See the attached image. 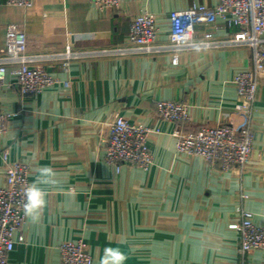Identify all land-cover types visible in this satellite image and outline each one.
I'll list each match as a JSON object with an SVG mask.
<instances>
[{
    "label": "crops",
    "instance_id": "0c3cea01",
    "mask_svg": "<svg viewBox=\"0 0 264 264\" xmlns=\"http://www.w3.org/2000/svg\"><path fill=\"white\" fill-rule=\"evenodd\" d=\"M219 0H124L99 8L91 0H34L32 8L0 6V50L10 26L29 37V54L59 80L38 95L21 94L8 75L0 108L10 114L0 135V187L5 156L25 162L31 183L50 167L56 183L38 220L26 217L15 234L9 264H63L60 245L82 240L99 264L103 249L120 247L126 264H264V249L240 254L242 209L264 226V81L253 110L254 150L244 171H224L203 158L177 151L175 132L235 121V77L252 65L248 46L227 44L239 31L223 23L198 24L196 38L212 32L217 45L126 56H88L65 73L58 53L109 49L124 44L131 20L155 16L158 45L168 44L170 14ZM69 81L70 86H64ZM189 106L191 119L161 120L157 103ZM152 129L153 165L117 166L107 161L109 130L118 117Z\"/></svg>",
    "mask_w": 264,
    "mask_h": 264
},
{
    "label": "built area",
    "instance_id": "2783aa9c",
    "mask_svg": "<svg viewBox=\"0 0 264 264\" xmlns=\"http://www.w3.org/2000/svg\"><path fill=\"white\" fill-rule=\"evenodd\" d=\"M99 8L120 7L124 0H91ZM18 8H32L34 0H0L2 4ZM171 31L168 44L158 45L159 28L154 15L142 14L131 20L130 33L124 44L109 49L76 51L68 45L58 53L60 68L70 72L74 61L88 56H126L153 51H171L173 64L179 63L182 50L217 45L212 32L196 38L198 24L223 23L239 31L227 44L248 46L252 51V65L235 77L238 103L235 121L206 125L193 132L177 130L176 148L181 154L203 158L224 171H244L254 150L253 110L264 81V0H219L216 6L197 5L170 14ZM37 56L29 54V37L19 26H10L7 42L0 50V100L12 74L22 95H38L59 82L45 67L35 64ZM69 87L70 82H64ZM161 120L180 123L191 119L189 106L174 100L157 103ZM10 114L0 108V135L8 128ZM152 129L142 123H133L120 116L112 124L105 146L108 162L117 166H138L148 170L153 165L149 145ZM6 182L0 187V264H9V255L15 249V234L22 228L26 216L23 212L24 189L31 183L30 168L25 162L12 163L5 156ZM240 254L246 256L264 249V226L255 221L252 212L242 209L238 225ZM63 264H93V258L84 241L65 242L60 245Z\"/></svg>",
    "mask_w": 264,
    "mask_h": 264
},
{
    "label": "clouds",
    "instance_id": "9594fccd",
    "mask_svg": "<svg viewBox=\"0 0 264 264\" xmlns=\"http://www.w3.org/2000/svg\"><path fill=\"white\" fill-rule=\"evenodd\" d=\"M55 177L56 172L50 167L37 169L36 179L25 187L23 193V212L27 218L33 221L39 219L48 195L44 186L54 185L57 182ZM128 259V254L120 247L107 246L103 249L99 264H126Z\"/></svg>",
    "mask_w": 264,
    "mask_h": 264
}]
</instances>
